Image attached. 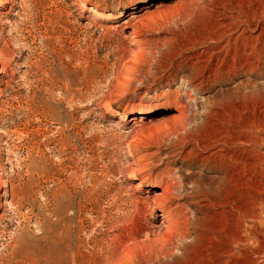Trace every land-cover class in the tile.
<instances>
[{
  "label": "rangeland",
  "instance_id": "rangeland-1",
  "mask_svg": "<svg viewBox=\"0 0 264 264\" xmlns=\"http://www.w3.org/2000/svg\"><path fill=\"white\" fill-rule=\"evenodd\" d=\"M260 7L0 0V264H117L120 239L170 224L156 264H264ZM227 129L235 173L249 161L236 189L214 154Z\"/></svg>",
  "mask_w": 264,
  "mask_h": 264
},
{
  "label": "bare ground",
  "instance_id": "bare-ground-1",
  "mask_svg": "<svg viewBox=\"0 0 264 264\" xmlns=\"http://www.w3.org/2000/svg\"><path fill=\"white\" fill-rule=\"evenodd\" d=\"M263 14H264V10H263V8L260 7V8L256 9L253 12H249L248 17H249V19L250 18L253 19V18H256V17L258 18V17L262 16ZM256 25H258V23H256ZM263 32H264V29H262V31H260L259 34L257 35L259 41L262 39ZM208 39H211V38H208ZM229 46H230V43L226 44L223 49L221 48L222 49L221 52L225 49L226 53H228L229 52L228 51V47ZM254 47L251 45V48H248L249 50L247 48H245L244 51L241 52L242 53L241 59H243V61H245V63H247L248 65H252L253 64V62L249 60V56H250L251 53H254V50L256 49ZM223 58H225V57H223ZM235 138H237V136H235L233 134V132H231L230 130L227 129V130L223 131V134L221 136L219 135V137L217 138L218 139V141H217L218 145L217 146H219L220 144H223V145L219 146L220 148L214 153V154L217 153V156H218L217 158L219 159L218 161H220L219 162L220 164L225 163L226 166H229L231 168V172L229 174L227 172V175H228V179L230 180L229 181L230 182V186L232 188H234V189L239 188L238 186H240V185H245L246 184L245 180H246V176H247V168H248V163H249L248 159L245 158L246 151H244V150L241 151V158L239 159V162H241V168L240 169H242V170L241 171H236V173H235V168L233 167V164L235 163L234 160H236L235 159L236 156H235V153L233 152V150L231 148V146H232L231 142L232 141L234 142ZM239 138L240 137H238V139ZM241 140H244V139H241ZM238 153H240V152H238ZM238 155H240V154H238ZM236 167H237V165H236ZM228 179H226V180H228ZM229 203H231L233 206H235L234 202L229 201ZM243 219L240 218V224L242 226L241 228H243V225H244V220ZM168 227H169V229L166 232L167 235L164 236V237L157 238L156 242L154 244H152V245H150V244H146V245L145 244L144 245L135 244L134 241H137L138 237H133L132 238V242L129 243V244L128 243L126 244V240H123V239L119 238L120 241H119V244H118L117 248L121 249V250L119 252L118 259L116 260L117 264H135L136 261H140V264H151V263L156 264L157 261L160 260L159 258L162 255L166 256L167 254L170 255L171 253H173V250L170 249V246H169L171 244L170 240L175 236L174 234H176L178 236V238H179V237L182 236L183 233L179 232V230H178L179 228L178 229L173 228L174 226L171 225V224ZM132 244H134V245H132ZM230 251L231 250H229V252ZM219 255L221 256L222 253H220ZM168 256H166V257H168ZM218 263H216V264H218ZM97 264H104V262L101 259V260H99L97 262ZM164 264H168V263L164 262ZM219 264H229V261H227V259H226L225 262L219 263Z\"/></svg>",
  "mask_w": 264,
  "mask_h": 264
}]
</instances>
